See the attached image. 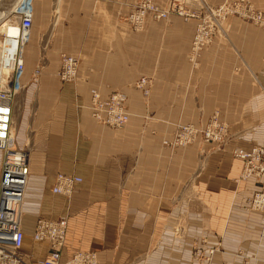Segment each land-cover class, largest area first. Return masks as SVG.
<instances>
[{
  "label": "crops",
  "instance_id": "crops-1",
  "mask_svg": "<svg viewBox=\"0 0 264 264\" xmlns=\"http://www.w3.org/2000/svg\"><path fill=\"white\" fill-rule=\"evenodd\" d=\"M135 2L31 1L12 112L13 139L30 162L22 264L49 251L32 238L36 220L61 217V261L94 251L101 264H264V215L246 207L263 184L239 179L243 164L232 155L264 146V30L229 18V40L216 38L193 62L194 22L148 19L134 31L126 16ZM251 2L264 13V0ZM62 55L78 60L72 81L57 76ZM142 76L151 79L148 96L135 87ZM91 89L126 95L122 128L91 116ZM214 112L228 124L221 146L163 144L178 124L204 123ZM59 173L82 178L69 198L52 192Z\"/></svg>",
  "mask_w": 264,
  "mask_h": 264
},
{
  "label": "built area",
  "instance_id": "built-area-1",
  "mask_svg": "<svg viewBox=\"0 0 264 264\" xmlns=\"http://www.w3.org/2000/svg\"><path fill=\"white\" fill-rule=\"evenodd\" d=\"M31 1L18 0L6 15V30L0 39V264H22L21 247L24 242V232L21 228L22 204L24 192L30 175L29 152L25 148L15 146L12 129L13 102L16 94L23 85L21 77L24 72L22 49L26 44L32 26ZM245 1V0H240ZM250 17L264 25V13L255 9L250 0ZM172 12L183 15L180 6L172 4ZM168 9H162L151 0H141L126 17L132 29L139 30L146 19H162L168 15ZM188 15V13H185ZM9 16V17H8ZM14 30L13 32H11ZM203 48H191L190 59L196 62V57ZM78 60L71 55H62L58 78L63 81H72L77 76ZM39 69L33 71V80L36 81ZM151 79L140 77L135 87L140 89L144 96L150 92ZM91 116L100 124L110 128H122L129 113L126 106V95L121 91H112L103 96L96 89L90 90L88 104ZM228 124L222 120L218 112L212 113L204 123L178 124L170 140L163 144L172 149L188 146L197 141L209 142L215 145L223 144L228 137ZM232 155L242 162V171L239 179L254 178L257 183L263 184L261 189L252 193L247 199V208L264 215V146H255L251 149L234 147ZM82 178L77 175L57 174L52 192L69 198L74 186ZM67 220L38 218L36 220L32 238L37 242H47L49 251L47 256L38 261V264H101L94 251H75L66 261H61L65 243ZM214 249L208 251L211 254ZM200 250H197L199 253Z\"/></svg>",
  "mask_w": 264,
  "mask_h": 264
},
{
  "label": "rangeland",
  "instance_id": "rangeland-1",
  "mask_svg": "<svg viewBox=\"0 0 264 264\" xmlns=\"http://www.w3.org/2000/svg\"><path fill=\"white\" fill-rule=\"evenodd\" d=\"M17 1L18 0H0V14H3V13L8 14L7 12H9L11 8H13V6L17 3ZM139 1L141 0H136V2L132 5L131 9L129 10V13L133 9V7L137 5ZM151 1L154 2L153 0ZM250 3L252 4L251 0H250ZM172 4H176L177 7L180 6L181 9L185 13H188V15L185 13L181 15V14L172 12L170 10V7L172 6ZM157 6L162 9H168V12H169L168 15L162 19H154V18L148 17L146 21L148 19L156 20V21H159V20L168 21L171 16H178L184 22H189V21L194 22L195 24L194 30H193L194 32L192 33V37L190 41V48H203V49L207 48L214 42L216 38H220L223 41H228L229 40V29L226 25V21L229 18H236L244 23L255 25L264 30L263 24H261L260 22L254 21L250 17L251 8H250V5H248V1L246 0L242 2L240 0H221L220 2L216 4L211 3L207 0H168L166 4L164 5L157 4ZM129 13L127 14V16L129 15ZM5 17L2 18L0 21V39L2 37V33L4 32L3 23L6 21ZM146 21L139 30H134V29L133 30L134 31L143 30L146 24ZM18 94H16L15 98H17ZM14 108H15V113H17L18 107L16 106ZM14 126H15V123H14ZM15 146H17L16 143H15ZM1 157H2V154L0 152V161H1ZM247 199H246V202H247Z\"/></svg>",
  "mask_w": 264,
  "mask_h": 264
},
{
  "label": "bare ground",
  "instance_id": "bare-ground-1",
  "mask_svg": "<svg viewBox=\"0 0 264 264\" xmlns=\"http://www.w3.org/2000/svg\"><path fill=\"white\" fill-rule=\"evenodd\" d=\"M27 1L28 0H26V3H27ZM1 18V17H0ZM6 25H7V23H5V25H4V28H3V31H5L6 30ZM14 30H12L11 32H13ZM22 53H23V59H24V47H23V49H22ZM11 134H12V129H11ZM12 136H13V134H12ZM14 143H15V141H14ZM249 179V178H248ZM243 180V179H242ZM245 180H247V179H245ZM252 195V194H251ZM250 195V196H251ZM249 196V197H250ZM247 205V204H246ZM247 207V206H246ZM248 210H250V209H248ZM251 211H254V210H251Z\"/></svg>",
  "mask_w": 264,
  "mask_h": 264
}]
</instances>
